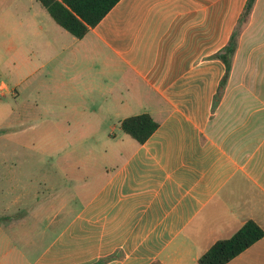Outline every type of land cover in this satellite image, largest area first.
<instances>
[{
  "label": "crops",
  "instance_id": "1",
  "mask_svg": "<svg viewBox=\"0 0 264 264\" xmlns=\"http://www.w3.org/2000/svg\"><path fill=\"white\" fill-rule=\"evenodd\" d=\"M246 2L119 0L77 39L37 0H0L10 114L59 131L100 120L110 140L99 181L31 264H198L247 221L264 231V0L227 75L217 58ZM143 114L158 127L139 144L120 122ZM227 264H264V237Z\"/></svg>",
  "mask_w": 264,
  "mask_h": 264
},
{
  "label": "rangeland",
  "instance_id": "2",
  "mask_svg": "<svg viewBox=\"0 0 264 264\" xmlns=\"http://www.w3.org/2000/svg\"><path fill=\"white\" fill-rule=\"evenodd\" d=\"M7 75L0 70L1 80ZM19 105L15 97L0 100V264L35 260L51 234L82 207L84 181L91 184L88 191L99 181L107 162L103 150L110 145L99 127L103 121H93L87 132L59 131L51 121L41 125L39 120H18L10 111L18 112ZM75 194L77 201L72 199ZM49 215L55 223L45 229Z\"/></svg>",
  "mask_w": 264,
  "mask_h": 264
},
{
  "label": "trees",
  "instance_id": "3",
  "mask_svg": "<svg viewBox=\"0 0 264 264\" xmlns=\"http://www.w3.org/2000/svg\"><path fill=\"white\" fill-rule=\"evenodd\" d=\"M52 20L77 39L83 38L94 28L119 0H37ZM255 0H247L235 34L217 55L226 67V75L237 47V37ZM226 75L223 78L226 79ZM158 125L147 114L127 118L120 122L121 130L143 144ZM264 237V231L253 221H247L228 239L217 241L199 259L198 264H227Z\"/></svg>",
  "mask_w": 264,
  "mask_h": 264
},
{
  "label": "built area",
  "instance_id": "4",
  "mask_svg": "<svg viewBox=\"0 0 264 264\" xmlns=\"http://www.w3.org/2000/svg\"><path fill=\"white\" fill-rule=\"evenodd\" d=\"M2 91H3V88H0V99L2 97Z\"/></svg>",
  "mask_w": 264,
  "mask_h": 264
}]
</instances>
